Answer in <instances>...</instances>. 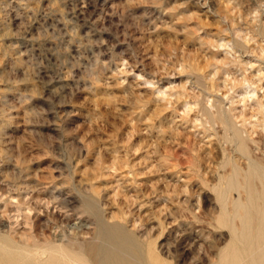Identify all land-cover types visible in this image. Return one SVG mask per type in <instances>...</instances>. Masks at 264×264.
Wrapping results in <instances>:
<instances>
[{
  "label": "rangeland",
  "instance_id": "obj_1",
  "mask_svg": "<svg viewBox=\"0 0 264 264\" xmlns=\"http://www.w3.org/2000/svg\"><path fill=\"white\" fill-rule=\"evenodd\" d=\"M263 126L264 0H0L5 244L46 243L97 202L170 264H215L233 238L219 183L232 213L264 194L234 133L262 156Z\"/></svg>",
  "mask_w": 264,
  "mask_h": 264
},
{
  "label": "bare ground",
  "instance_id": "obj_2",
  "mask_svg": "<svg viewBox=\"0 0 264 264\" xmlns=\"http://www.w3.org/2000/svg\"><path fill=\"white\" fill-rule=\"evenodd\" d=\"M262 130L264 132V126ZM234 135L238 150L253 170L252 174L260 177L264 190V154L255 155L251 146L252 142L258 144L254 132L241 130ZM237 165L234 164L230 176H236ZM222 185L219 183L217 190L221 204L219 223L230 227L233 238L215 264H239L242 252L248 253L250 261L247 264H264V194L252 198V204L248 202L244 206L239 200H232V213L227 208L230 203L228 192L222 190ZM96 207L97 202H89L86 211L93 221L81 219L73 224L70 232L62 230L64 227L58 222L49 226L50 234L44 239L46 243L5 244L0 240V264H170L156 246L150 231L140 234V226L136 222L130 224L124 216L111 222L95 210ZM232 216L239 218L240 226L234 224ZM75 244H86L87 249H73L71 246Z\"/></svg>",
  "mask_w": 264,
  "mask_h": 264
}]
</instances>
